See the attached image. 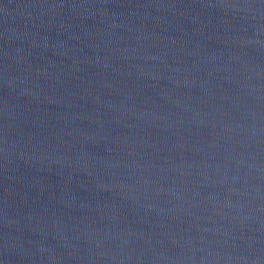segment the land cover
<instances>
[{
  "label": "water",
  "instance_id": "water-1",
  "mask_svg": "<svg viewBox=\"0 0 264 264\" xmlns=\"http://www.w3.org/2000/svg\"><path fill=\"white\" fill-rule=\"evenodd\" d=\"M0 264H264V0H0Z\"/></svg>",
  "mask_w": 264,
  "mask_h": 264
}]
</instances>
